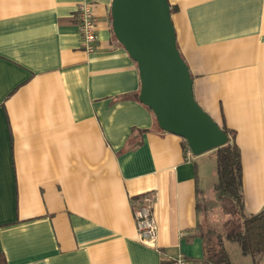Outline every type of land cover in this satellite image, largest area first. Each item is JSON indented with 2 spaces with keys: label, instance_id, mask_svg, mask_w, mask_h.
Listing matches in <instances>:
<instances>
[{
  "label": "crops",
  "instance_id": "0c3cea01",
  "mask_svg": "<svg viewBox=\"0 0 264 264\" xmlns=\"http://www.w3.org/2000/svg\"><path fill=\"white\" fill-rule=\"evenodd\" d=\"M79 1L0 0V253L8 264H170L180 255L202 264L201 225L225 223L215 151H186L140 102L137 63L112 30L113 0H90L97 42L92 53L81 47ZM168 1L195 99L234 135L244 211L256 215L264 0ZM145 199L157 248L138 237L134 209Z\"/></svg>",
  "mask_w": 264,
  "mask_h": 264
},
{
  "label": "water",
  "instance_id": "95a60500",
  "mask_svg": "<svg viewBox=\"0 0 264 264\" xmlns=\"http://www.w3.org/2000/svg\"><path fill=\"white\" fill-rule=\"evenodd\" d=\"M112 30L137 63L140 102L158 127L185 140L193 155L226 146L230 137L194 96L190 68L182 57L168 0H113Z\"/></svg>",
  "mask_w": 264,
  "mask_h": 264
},
{
  "label": "trees",
  "instance_id": "16d2710c",
  "mask_svg": "<svg viewBox=\"0 0 264 264\" xmlns=\"http://www.w3.org/2000/svg\"><path fill=\"white\" fill-rule=\"evenodd\" d=\"M171 11L173 13L172 7ZM223 131L230 137V143L214 152L218 174L214 193L221 204L225 223L220 228L207 222L201 225L199 235L205 250L202 264H232L226 242L238 243L243 255L251 256L256 264L264 254V209L256 215L245 213L241 151L234 142V135L228 129ZM184 148L190 151L185 140ZM0 264H8L3 253H0Z\"/></svg>",
  "mask_w": 264,
  "mask_h": 264
},
{
  "label": "built area",
  "instance_id": "2783aa9c",
  "mask_svg": "<svg viewBox=\"0 0 264 264\" xmlns=\"http://www.w3.org/2000/svg\"><path fill=\"white\" fill-rule=\"evenodd\" d=\"M76 18L81 35V47L87 52L95 51L97 42V21L93 10V2L80 0L78 3ZM134 218L138 229L139 241L150 248H157L158 226L153 216L152 203L149 199L143 200L134 209ZM170 264H190V261L180 255Z\"/></svg>",
  "mask_w": 264,
  "mask_h": 264
},
{
  "label": "rangeland",
  "instance_id": "374dc122",
  "mask_svg": "<svg viewBox=\"0 0 264 264\" xmlns=\"http://www.w3.org/2000/svg\"><path fill=\"white\" fill-rule=\"evenodd\" d=\"M214 222L220 221L219 217H214ZM228 249L231 255V258L234 261V264H240V261H244L243 264H255L251 256H245L242 254V250L238 243L228 242ZM242 264V263H241Z\"/></svg>",
  "mask_w": 264,
  "mask_h": 264
}]
</instances>
